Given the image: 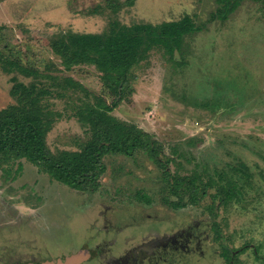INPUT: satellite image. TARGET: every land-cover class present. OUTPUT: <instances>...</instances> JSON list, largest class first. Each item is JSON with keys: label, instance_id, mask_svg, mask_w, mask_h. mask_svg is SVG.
<instances>
[{"label": "rangeland", "instance_id": "obj_1", "mask_svg": "<svg viewBox=\"0 0 264 264\" xmlns=\"http://www.w3.org/2000/svg\"><path fill=\"white\" fill-rule=\"evenodd\" d=\"M103 1L0 0V25L24 63L40 69L51 64L52 74L61 69L109 102L112 95L94 66L64 70L48 44L60 31L102 32L106 15L90 12ZM216 7V0H134L120 11L125 24L195 14L202 28L191 40L184 65L168 62L155 49L136 66L112 114L153 134L166 155L172 156L171 147L177 144L187 170L199 165L212 172L245 163L256 186L249 195L258 194L244 206L221 209L217 221L230 249L248 245L239 256L241 264H264V4L243 0L227 20L209 21ZM181 58L175 53L173 61ZM11 86V75L0 70V109L14 103ZM49 102L63 115L47 136L48 146L52 151L78 149L88 136L85 128L69 116L73 109L64 100L50 97ZM20 162L18 171L17 166L0 170V264H55L56 258L72 263L81 254L84 259L94 255L90 250L103 240L111 241L110 252L122 255L152 231L179 234L181 261L226 264L204 208L207 201L168 207L161 201L166 192L159 169L141 154L105 157L106 171L93 194L53 180L27 160ZM143 215L150 219L130 220Z\"/></svg>", "mask_w": 264, "mask_h": 264}, {"label": "trees", "instance_id": "obj_2", "mask_svg": "<svg viewBox=\"0 0 264 264\" xmlns=\"http://www.w3.org/2000/svg\"><path fill=\"white\" fill-rule=\"evenodd\" d=\"M242 1L216 0L217 7L209 21L227 20ZM252 1L264 4V0ZM133 3L134 0H104L90 12L106 15L107 26L102 32L66 30L53 34L48 40L64 70L85 64L94 66L101 73L103 83L112 95L109 102L86 90L72 77L63 75L61 69L52 74L51 64L43 70L24 63L6 42L5 26L0 25V70L11 75L9 93L14 99V103L0 109V170L17 166L18 171L20 161L24 159L71 189L94 193L106 171L105 157L132 158L141 154L159 169L162 190L166 192L162 200L172 208L188 204L199 206L202 201H207L204 208L212 218L215 239L220 240L221 256L226 264H241L239 256L248 245L230 249L222 241L216 218L221 209L228 212L234 204L244 206L247 200L257 196L258 193L249 195V190H256V186L248 166L239 162L212 172L206 166L199 169V165L187 170L179 160L184 152L177 144L171 147L172 156L166 155L163 144L153 134L112 114L117 98L129 84L131 71L136 66L155 49L162 51L168 62L184 65L190 55L191 40L202 28L196 24L195 14L155 24H125L118 14ZM175 53L182 56L179 62L173 61ZM50 97L64 100L66 107L73 109L69 116L85 128L88 136L78 149L52 151L48 146L47 136L63 115L53 105L52 108ZM255 259H259L257 252Z\"/></svg>", "mask_w": 264, "mask_h": 264}, {"label": "flooded vegetation", "instance_id": "obj_3", "mask_svg": "<svg viewBox=\"0 0 264 264\" xmlns=\"http://www.w3.org/2000/svg\"><path fill=\"white\" fill-rule=\"evenodd\" d=\"M163 196L161 197V201H163L162 200ZM150 201H146V202L149 203ZM165 204L168 207L172 208L169 204L167 203ZM173 209H177V208H173ZM134 218L135 217H130V220L137 223L146 220L148 218L150 219L149 216L144 217V215L141 217L139 216L136 219ZM116 227L118 228L119 226ZM211 229H212V220H211ZM197 231H198L197 229H194L192 231L193 236L195 235V233H197ZM150 235H152L153 237L150 239L145 238V237H149ZM150 235L146 234V236L143 239V242L136 244L133 248H131L132 244H129L130 245L129 252L122 255H116L110 252L108 250V247L111 245V241L106 242V240H103L100 245H95L93 250H90L92 254L94 253V255H92L91 257H87V259H84L85 257L83 256V254H81L76 259V263L75 262L72 263L74 264H189L187 260L181 261L180 259L182 258L179 255L177 256L178 253L177 249H181L183 245L180 244L181 237L178 236L179 234H175L173 236H171L168 233L159 235L157 233H153L152 231ZM104 248L106 249L104 250ZM61 263L62 262H60L59 259L56 258L55 264H61Z\"/></svg>", "mask_w": 264, "mask_h": 264}, {"label": "water", "instance_id": "obj_4", "mask_svg": "<svg viewBox=\"0 0 264 264\" xmlns=\"http://www.w3.org/2000/svg\"><path fill=\"white\" fill-rule=\"evenodd\" d=\"M71 261L73 260H67V264H74V263H71ZM74 262L76 263V260H74Z\"/></svg>", "mask_w": 264, "mask_h": 264}]
</instances>
